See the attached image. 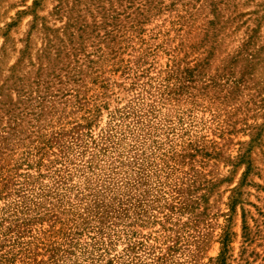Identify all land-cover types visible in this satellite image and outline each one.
<instances>
[{
  "label": "rangeland",
  "instance_id": "1",
  "mask_svg": "<svg viewBox=\"0 0 264 264\" xmlns=\"http://www.w3.org/2000/svg\"><path fill=\"white\" fill-rule=\"evenodd\" d=\"M0 264H264V0H0Z\"/></svg>",
  "mask_w": 264,
  "mask_h": 264
}]
</instances>
